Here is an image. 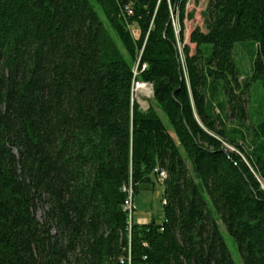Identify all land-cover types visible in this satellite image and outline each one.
<instances>
[{
	"label": "trees",
	"instance_id": "1",
	"mask_svg": "<svg viewBox=\"0 0 264 264\" xmlns=\"http://www.w3.org/2000/svg\"><path fill=\"white\" fill-rule=\"evenodd\" d=\"M189 1L0 0V264H235L218 221L264 264V114L247 149L219 117L243 127L242 96L264 87V0H208L193 55ZM239 42L257 47L242 81ZM153 179L162 222L129 225L125 186Z\"/></svg>",
	"mask_w": 264,
	"mask_h": 264
},
{
	"label": "rangeland",
	"instance_id": "2",
	"mask_svg": "<svg viewBox=\"0 0 264 264\" xmlns=\"http://www.w3.org/2000/svg\"><path fill=\"white\" fill-rule=\"evenodd\" d=\"M90 3L97 10L94 0H89ZM208 0H199L196 4L193 0H190L185 8L186 16L184 20V44L189 45L190 54L193 55L195 51V45L189 43L190 33L199 28L202 32H205L203 19L201 13L205 10ZM192 15V18H189ZM176 27V23H174ZM136 26V25H135ZM132 35H138L137 30L131 31ZM257 55V47L253 42H239L234 45L233 49V59L236 68L241 76L240 81L249 79L252 75V70L254 67V61ZM136 73V72H135ZM140 84V83H139ZM144 84V83H141ZM147 88L151 90L150 95L146 93H139L132 90V100L137 103L142 111L147 110L149 107H153L162 123L169 128L167 119L165 115L157 109L152 101V88L151 85L145 84ZM222 99V98H220ZM247 107L249 120L245 122L243 127H240L235 121L229 116V111H225V114H220L222 125L227 128V130H236L234 137L237 139V143L247 149L250 146V129L256 126L263 119L264 114V87L260 81L251 82L249 89L242 96ZM217 114L218 111L215 110ZM241 137L243 139H241ZM225 148L230 151H234V148L228 144H225ZM166 177V175H165ZM163 181V180H162ZM161 181V182H162ZM153 184L154 188H151ZM264 181H261V186ZM151 185H141L139 186L138 192L134 196L135 211L133 213V222L135 223L139 218H147L148 220L153 219L156 223L162 222L161 213V199H162V185L155 179L152 180ZM202 195L204 199L208 202V209L217 218L215 210L212 204L209 202L207 194L202 187ZM125 209V208H124ZM41 212L37 213V217L40 218ZM219 231L227 245L229 253L235 264H243L241 257L234 240L227 234L223 225L218 221Z\"/></svg>",
	"mask_w": 264,
	"mask_h": 264
},
{
	"label": "built area",
	"instance_id": "3",
	"mask_svg": "<svg viewBox=\"0 0 264 264\" xmlns=\"http://www.w3.org/2000/svg\"><path fill=\"white\" fill-rule=\"evenodd\" d=\"M122 15L125 17H129L132 15V5L131 3H128L124 5ZM128 29L130 31H133V29H136V26L134 24H131L128 26ZM144 68V66H143ZM134 85L137 86L139 83L134 82ZM161 175H166L164 171L162 173H158V181L161 182ZM125 200H124V205H126V210L129 212V225L133 222V213L135 211V205H134V192H133V187L132 184L129 183L128 185L125 186Z\"/></svg>",
	"mask_w": 264,
	"mask_h": 264
},
{
	"label": "bare ground",
	"instance_id": "4",
	"mask_svg": "<svg viewBox=\"0 0 264 264\" xmlns=\"http://www.w3.org/2000/svg\"><path fill=\"white\" fill-rule=\"evenodd\" d=\"M134 87H135V88H134V91H135V92L146 93V94H149V95H150V93H151V90H150L149 88H147L145 84H141V83H140L139 85L134 86ZM160 173H162V172H160ZM163 179H165V175H161V181H162ZM262 187L264 188V184H262Z\"/></svg>",
	"mask_w": 264,
	"mask_h": 264
},
{
	"label": "crops",
	"instance_id": "5",
	"mask_svg": "<svg viewBox=\"0 0 264 264\" xmlns=\"http://www.w3.org/2000/svg\"><path fill=\"white\" fill-rule=\"evenodd\" d=\"M135 30H137V33H138V29H137V27H136V29ZM138 36L139 35H133V37L134 38H138ZM157 181V180H156ZM151 185V184H150ZM151 188L153 189L154 188V186H153V184L151 185ZM163 204H164V202H163ZM149 220L147 219V218H139V219H137V221L135 222L136 224H139V225H142V224H146L147 222H148Z\"/></svg>",
	"mask_w": 264,
	"mask_h": 264
},
{
	"label": "water",
	"instance_id": "6",
	"mask_svg": "<svg viewBox=\"0 0 264 264\" xmlns=\"http://www.w3.org/2000/svg\"><path fill=\"white\" fill-rule=\"evenodd\" d=\"M262 190L264 191V188L261 186Z\"/></svg>",
	"mask_w": 264,
	"mask_h": 264
}]
</instances>
